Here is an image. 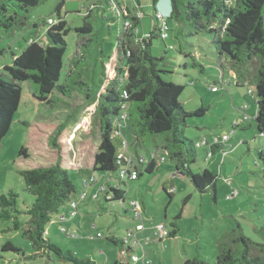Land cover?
<instances>
[{
	"label": "trees",
	"instance_id": "trees-1",
	"mask_svg": "<svg viewBox=\"0 0 264 264\" xmlns=\"http://www.w3.org/2000/svg\"><path fill=\"white\" fill-rule=\"evenodd\" d=\"M104 1L113 7L111 0ZM40 2L41 0H0V41L25 28L32 8ZM158 2L159 0H153L156 23L153 29L146 32L143 29L146 16L140 1L137 0L138 5L132 11L122 0H117L124 26L118 32L111 52L107 54L108 60H102L99 71L90 67L93 58L91 46L96 40L97 29L90 20L91 14H87L85 25L76 30L91 35L80 36L81 49L70 60L65 81H59L67 50L66 35L72 30L66 16L61 14L65 0L56 8L58 18H52L54 23H50L49 18L47 22L38 21L34 24L36 28L42 26V23L48 24L45 39L31 37L21 53L13 54L12 64L0 69V149L22 101V82H33L36 85L34 96L52 107L61 102L71 105L65 97L75 96L72 107L76 110L74 116L75 113L77 115L74 120L67 119L51 124L27 123L30 127V146H22L19 151L21 163L24 165L19 172L24 177L26 190L34 195L32 205L21 210L18 207L17 192L11 190L8 194L0 193V218L13 220L12 229L21 231L30 241L35 253L29 258L55 253L68 264H96L94 259L78 257L72 250H65L60 244L53 242L48 229L52 221H59L62 207L77 200V186L69 172L70 167L63 164V151L69 140L67 137L70 127L80 122L88 104L94 103L96 107L93 114L99 139L93 162L90 165L83 164L78 169L82 176L81 184L84 179L102 172L110 185L106 193L112 195L111 200H122L125 203V191L112 186L109 179L118 176L122 165L118 154L126 141L123 125L128 123L136 148L144 147L147 154L165 153L166 161H175L174 173L189 177L196 190L203 192L216 188V173L208 168L197 173L191 167L197 160V148L200 147L197 146V141L201 139L185 135L188 119L205 116L209 108L202 105L198 109H186L178 100L184 91V85L166 80L162 73L167 71L159 68L160 59L153 56V40L160 38L167 41L161 36L160 21L156 17ZM99 3L105 7L101 0ZM169 3L171 12L167 21L170 31L174 29V24L177 34H208L215 45L214 52L219 59L220 68L224 69L228 61L229 70L238 85L245 86L248 90L252 85L255 87L256 125L258 131L264 134V0H169ZM171 48L174 46L171 45ZM96 54L105 55L102 44ZM224 83V78L218 81V84ZM240 125L241 123L234 124V128ZM49 128L51 131L47 135V143L51 151L57 153V157L46 162L39 159L32 166L31 160L35 158L31 145L41 139L37 138L35 131H46ZM75 141L77 144L81 143L77 139ZM207 142L208 153L226 151L225 143ZM259 155L264 163V149ZM162 165L148 163L146 168L141 169L140 176L154 173ZM98 181L89 187L97 186ZM131 181L133 180L125 181L124 185ZM164 190L171 200L172 191L166 185ZM24 213L30 216L27 222L20 219V215ZM181 216L182 212L171 221L172 228L168 238L175 237L179 232L178 219ZM108 237L122 251L123 257L130 254L131 248L124 244L122 236L111 232ZM216 246L215 264H264V242L245 235L240 226L222 233L216 240ZM9 250L19 251L11 241L2 247V251ZM111 264L129 263L125 259H119ZM184 264L208 263L197 255L185 260Z\"/></svg>",
	"mask_w": 264,
	"mask_h": 264
},
{
	"label": "rangeland",
	"instance_id": "rangeland-1",
	"mask_svg": "<svg viewBox=\"0 0 264 264\" xmlns=\"http://www.w3.org/2000/svg\"><path fill=\"white\" fill-rule=\"evenodd\" d=\"M101 1L105 7L100 5L99 0H65L61 14L66 16L72 30L66 35L67 50L64 55V68L60 82L65 81L67 66L81 49L80 36L89 37L91 35V33L76 30L85 25L87 14H91L90 20L94 22L97 29L96 40L91 46L93 58L90 67L99 71L102 60L105 62L108 60L107 54L114 47L117 34L124 26V20L117 7L108 5L104 0ZM122 1L132 11L138 5L137 0ZM139 1L146 16L145 20H149V26L153 29L156 23L153 0ZM60 2L62 0H41L38 6L32 8L28 25L13 36L0 41V69L12 64L13 54L21 53L31 37L45 39L44 34L48 24L42 23V26L37 28L34 24L38 21L47 22L49 18L57 19L56 8ZM156 8L166 17L170 15L163 12L159 6ZM172 26L174 29L170 31L166 42L160 38L153 40V56L160 59L158 60L159 68L167 71L163 72L162 76L166 80L184 85V91L178 100L186 109L194 110L202 105L209 108L205 116L188 119L185 135L193 139L209 138L211 142L223 139L224 135H229V139L225 141V152L218 151L211 156L207 151L209 144L198 147L197 160L191 164L193 171L197 173L204 168H209L216 173L219 186H217V195L214 188L201 192L195 189L189 177L174 175L172 164L175 165V161L172 159H168L153 173L154 183L151 186L148 200L152 205L150 209L154 211L156 217L170 226V221L182 212L178 222L182 223L184 231L174 238H166L164 242L157 241L154 250L156 255L148 257L152 264H184L185 260L200 254L201 259L208 264H215L216 240L226 230L240 226L245 235L256 241L264 242V163L259 155L264 149V134L258 131L256 125L257 94L253 85L250 88L254 90L255 99L250 95L247 87L236 83L235 76L229 70L228 61L225 63L224 76L223 69L218 63L219 59L214 52L215 45L208 34L195 36L177 34L175 25ZM101 44L105 55L98 56L96 53ZM171 45L174 48H171ZM222 78L225 83L218 84ZM214 86H218V89L212 90ZM22 88V101L14 115L10 131L2 140L0 149V193L8 194L11 190L17 192L18 207L25 210L34 201V195L26 190L24 177L19 172V169L24 167L19 151L22 146H30V127L27 123L51 124L67 119L74 120L77 114L75 113L74 116L76 110L72 107L75 96L65 97L71 105L61 102L52 107L34 96L36 85L33 82H22ZM244 105H248V113L252 116L247 120L244 118L245 113L241 110ZM95 108L94 103L86 105L80 122L70 127L67 137L69 140L66 142L65 151L62 150L65 153L63 164L70 167L69 172L77 186L76 198L79 193L81 195L82 176L71 167H80L93 162L99 139L93 114ZM237 123L241 125L234 128V124ZM50 131V128L46 131L41 129L35 131L37 138L41 139L31 145V152L35 158L31 160L32 166L36 165L39 159L42 162L56 159L57 153L51 151L47 143V135ZM122 131L129 142L128 152L133 155L139 154L136 153L128 123H124ZM77 138L87 140L77 144L75 141ZM138 150L147 154L142 146H139ZM74 152H76L75 155ZM103 175L102 172L96 173L97 181L99 180L96 190L101 186ZM165 175L177 179L175 199L170 200L161 185ZM144 178L147 177L144 176ZM144 178L133 180L128 185H122V189L127 194L125 203L122 200L106 201L103 194L100 199L95 200L91 197L92 187H89V196L83 202L80 201L78 205L80 212L78 218L82 216L85 226L82 225L80 230L75 227L74 230L67 226V220L54 221L48 227L52 241L60 244L65 250H72L78 257L94 259L96 264H111L116 260H121L118 247L108 237L111 233L109 228L116 230L118 234L122 232L125 234L129 225L130 227L135 223L138 225L142 221L134 217L130 202L138 201L132 197L137 196V182ZM117 181L118 178L113 177V185ZM141 188L140 194L145 195L147 188L143 186ZM186 198L188 199L185 201ZM62 209L70 210V205H65ZM68 213L69 211L66 214ZM151 216L154 217V215ZM20 219L27 222L30 216L24 213L20 215ZM150 220L148 218L147 223H153ZM61 225L66 227L67 232L61 231ZM12 226L13 220L0 218V264H68L59 259L55 253L29 258L35 253L32 244L22 235L21 231L12 229ZM74 231L76 233H73ZM98 233L102 235L98 236ZM73 234V237L70 236ZM91 234L93 236H90ZM8 241H11L19 251H2L3 244Z\"/></svg>",
	"mask_w": 264,
	"mask_h": 264
},
{
	"label": "built area",
	"instance_id": "built-area-1",
	"mask_svg": "<svg viewBox=\"0 0 264 264\" xmlns=\"http://www.w3.org/2000/svg\"><path fill=\"white\" fill-rule=\"evenodd\" d=\"M117 0H111V4L113 7H117L116 4ZM142 15V13L140 14ZM158 21H160V27H161V36L164 39H168L170 36V26L167 21V17L160 11L157 12L156 15ZM50 23H54V20L52 18L49 19ZM129 22H127V25ZM218 86H214L213 90H217ZM250 95H252L253 98H255V93L252 88L249 90ZM127 94V92H124ZM241 110L245 113V120L251 118L252 116L248 113V105H244ZM229 139V135H224L223 139H216L213 142L216 143H225L226 140ZM208 138H204L203 140L197 141V146H202L208 144ZM211 142V141H209ZM129 142L126 140L123 144V149L118 154V159L122 163L119 171H118V181L116 184L112 185L116 188L122 189V185L124 182L128 180H136L139 178L141 174V169L146 168L148 163H154L155 166H161L167 159L165 153H152V154H137L133 155L130 152H128ZM209 156L212 155V153H208ZM115 178V177H114ZM113 178L109 179L112 180ZM108 179H106L105 184L102 182L101 186L98 188L97 191L92 192L91 197L95 200L100 199V196L103 194L105 196V199H112L111 194H107L106 192L109 190L110 185L108 184ZM97 182V177L92 176L88 179H84L82 181V191L80 195V200H75L70 203V210L68 214H61L59 215V221L66 220L73 218L78 213V205L80 201H84L89 196L88 187L92 185L93 183ZM111 184V183H110ZM229 197V196H228ZM130 208L134 211V217L139 218L142 221L134 228L127 229L126 233L122 236V239L124 241V244L127 247L131 248L130 254L125 256V261L129 264H152V261L149 260L148 255L144 254L143 256L136 253V250L139 248L144 249V243L143 239L140 236V232L144 231L146 228L145 224V217L143 212V206L139 201H132L130 202ZM54 222V221H52ZM61 231L67 232V229L65 226H60ZM48 233V231H47ZM170 234V228L167 227V225L163 222L158 223L155 227L154 236L157 240L164 242L166 238H168ZM101 233H98V236H101ZM74 236V234H73ZM149 238H146V241H148Z\"/></svg>",
	"mask_w": 264,
	"mask_h": 264
},
{
	"label": "crops",
	"instance_id": "crops-1",
	"mask_svg": "<svg viewBox=\"0 0 264 264\" xmlns=\"http://www.w3.org/2000/svg\"><path fill=\"white\" fill-rule=\"evenodd\" d=\"M157 6H159V8L163 11V12H166V13H168V14H170V12H171V7H170V3H169V0H159V2H158V4H157ZM149 21V20H148ZM147 20H145L144 19V22H143V29L146 31V32H148L149 31V29L151 28L150 26H149V22H148ZM148 22V23H147ZM218 64V63H217ZM223 74H224V76H225V71H224V69H223ZM257 102V101H256ZM257 114V113H256ZM255 114V115H256ZM209 139V138H208ZM77 140L78 141H83V142H85L86 140H80L79 138H77ZM208 150V149H207ZM147 152V151H146ZM218 152V151H217ZM136 153H139V154H144L143 152H139V150H138V148H136ZM76 154V152H74V155ZM213 155V154H212ZM90 165V164H89ZM172 166H173V171H174V168H175V165L174 164H172ZM72 169H75L77 172H78V169L80 168V167H71ZM209 169V168H208ZM152 175H154L153 173H146V174H143V175H141L140 176V178H138V179H141L142 177L144 178V176H146L147 178H144V179H142L141 181H139V182H137V185H136V189H137V196H134V197H132V199H134V200H138L141 204H142V206H143V212H144V217H145V224H146V228H145V230L144 231H142V232H140V236H141V238L143 239V243H144V249H142V248H139L138 250H136V253H138L139 255H141V256H143L144 254H146V255H148L150 258H151V255H153V254H155L156 255V253L154 252V250L156 249V243H157V241H159V240H157L156 238H155V236H154V231H155V227H156V225L158 224V223H161V222H163V223H165L166 225H167V227H169L170 229L172 228L168 223H166V222H164L163 220H160L158 217H156L155 216V213H154V211H152L151 209H150V207L152 206L150 203H149V196H150V193H151V186H152V184L154 183V181L152 180L154 177L152 176ZM174 175H176V176H179V175H181V174H174ZM150 176H152L151 178H150ZM181 176H184V175H181ZM149 177V178H148ZM102 179V181L101 182H104V181H106V179L104 178V177H102L101 178ZM138 179H136V180H138ZM153 181V182H152ZM192 182V181H191ZM110 183H111V185H113V182H112V180L110 181ZM193 184V183H192ZM161 185L163 186V188H164V185H166L167 186V188H168V190H171V188L173 187V189L171 190L172 191V195H173V199H175L176 198V195H177V187H178V182H177V179L176 178H173V177H169V176H167V175H165L164 176V178L162 179V183H161ZM194 185V184H193ZM141 186H143V187H146L147 189H146V194L145 195H142V194H140V192H141ZM217 186H218V182H217V184H216V188L214 189L216 192H215V194L217 195L218 194V188H217ZM195 187V186H194ZM219 187V186H218ZM97 189V186L95 185V186H92V192H94V191H97L96 190ZM196 189V188H195ZM217 189V190H216ZM124 190V189H123ZM125 191V190H124ZM80 196V193H79V195H78V197ZM76 197V196H75ZM77 197V198H78ZM124 197H127V194H126V192L124 193ZM76 198V199H77ZM126 199V198H125ZM81 202H83V201H81ZM158 204H162V203H158ZM157 204V205H158ZM163 205V204H162ZM67 206V205H66ZM66 211V212H65ZM69 211V209H61L60 210V213L61 214H63V213H67ZM79 211V210H78ZM80 213V212H79ZM79 213H78V215H79ZM78 215L76 216V217H74L75 219H70V220H67L66 221V224H67V226L68 227H71V228H73L74 230H75V227H78L79 228V230L83 227L82 225H84L85 226V223H84V219L82 218V216L81 217H79L78 218ZM151 215H154V217L153 216H151ZM57 216V215H56ZM167 216H168V214H167ZM166 216V217H167ZM146 217H147V219H146ZM85 218V217H84ZM148 218H150L151 220L150 221H153V223H147V220H148ZM159 220V221H156V220ZM168 220V219H167ZM55 223H57V222H55ZM181 222H178V224H179V227H180V229H179V232L178 233H183V225H182V223L180 224ZM170 224H171V221H170ZM137 225V223H135V225L134 226H131L130 227V225L128 226V229H131V228H134L135 226ZM96 226V225H95ZM110 229V232H116V235H118L119 237H121V236H123L124 235V233L122 232L121 234H118V232L116 231V230H111V227L109 228ZM73 233H76L75 231L73 232ZM178 233H177V235H178ZM50 234H51V232H50ZM176 235V236H177ZM90 236H93L92 234L90 235ZM175 236V237H176ZM149 238V240L148 241H146V238ZM79 238H81V239H83L82 237H79ZM170 238H172V237H170ZM174 238V237H173ZM171 242V241H170ZM157 252V251H156ZM118 253H119V257L122 259V260H124L125 258L123 257V253H122V251H120V249L118 248ZM143 254V255H142ZM200 258H201V255L200 254H197ZM124 259H123V258ZM105 264H109V263H105Z\"/></svg>",
	"mask_w": 264,
	"mask_h": 264
}]
</instances>
